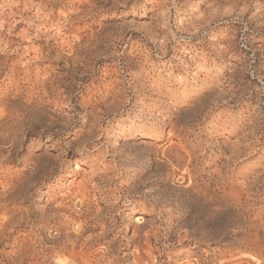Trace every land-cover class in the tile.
I'll use <instances>...</instances> for the list:
<instances>
[{"label":"rangeland","instance_id":"1","mask_svg":"<svg viewBox=\"0 0 264 264\" xmlns=\"http://www.w3.org/2000/svg\"><path fill=\"white\" fill-rule=\"evenodd\" d=\"M0 264H264V0H0Z\"/></svg>","mask_w":264,"mask_h":264}]
</instances>
